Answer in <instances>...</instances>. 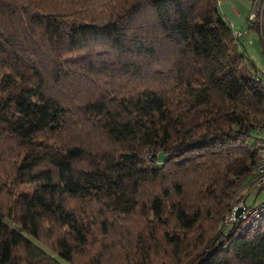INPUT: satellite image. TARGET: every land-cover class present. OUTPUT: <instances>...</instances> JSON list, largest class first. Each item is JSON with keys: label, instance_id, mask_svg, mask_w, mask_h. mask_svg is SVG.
Returning a JSON list of instances; mask_svg holds the SVG:
<instances>
[{"label": "trees", "instance_id": "16d2710c", "mask_svg": "<svg viewBox=\"0 0 264 264\" xmlns=\"http://www.w3.org/2000/svg\"><path fill=\"white\" fill-rule=\"evenodd\" d=\"M261 127L215 0H0V264H264Z\"/></svg>", "mask_w": 264, "mask_h": 264}, {"label": "crops", "instance_id": "0c3cea01", "mask_svg": "<svg viewBox=\"0 0 264 264\" xmlns=\"http://www.w3.org/2000/svg\"><path fill=\"white\" fill-rule=\"evenodd\" d=\"M252 4L253 0H218L216 3L218 13L227 23L230 30L232 32L236 31L240 33V35L236 39L238 48L243 49L246 52L248 57L254 63L255 67L256 65L260 64L261 68L256 69L260 73H263L264 64L259 61L260 57L258 56V51H260V55L264 57V48L260 47L256 32L249 27V23L246 21V16L252 9ZM250 50H254V52H257L256 58L254 53L253 57L251 56ZM242 200L244 205H250L246 204L243 198Z\"/></svg>", "mask_w": 264, "mask_h": 264}, {"label": "built area", "instance_id": "2783aa9c", "mask_svg": "<svg viewBox=\"0 0 264 264\" xmlns=\"http://www.w3.org/2000/svg\"><path fill=\"white\" fill-rule=\"evenodd\" d=\"M216 3L218 0H215ZM264 10V0H253L252 9L246 16V21L250 22L255 18L256 13H261ZM232 35L235 39L240 35L239 32L233 31ZM264 76V72L262 73ZM248 187L264 188V149L259 153L257 162L252 166L248 181L245 184ZM243 200L237 201L231 209L223 214L221 222L223 224H230L235 220H240L244 226H248L254 220L264 215V199L254 202L251 205H244ZM240 207L238 214L234 215V211Z\"/></svg>", "mask_w": 264, "mask_h": 264}, {"label": "rangeland", "instance_id": "374dc122", "mask_svg": "<svg viewBox=\"0 0 264 264\" xmlns=\"http://www.w3.org/2000/svg\"><path fill=\"white\" fill-rule=\"evenodd\" d=\"M253 53L256 58L257 52H254V50H250V54L252 57H253ZM258 54H259L258 56L260 57L259 61H261L264 64V57L260 55V51H258ZM256 68L260 69L261 68L260 64L256 65ZM250 135H251V138H250L251 141L254 138H257L261 141V143L264 144V127L250 131ZM165 158H166V153L160 152V151L156 153L157 164H160ZM240 193L242 194L243 199L246 202V204H251L253 202H258L264 199V188L258 189L257 187H254V186L253 187L243 186L240 189Z\"/></svg>", "mask_w": 264, "mask_h": 264}, {"label": "water", "instance_id": "95a60500", "mask_svg": "<svg viewBox=\"0 0 264 264\" xmlns=\"http://www.w3.org/2000/svg\"><path fill=\"white\" fill-rule=\"evenodd\" d=\"M240 207H237L236 209H235V211H234V215H236V214H238L239 213V211H240Z\"/></svg>", "mask_w": 264, "mask_h": 264}]
</instances>
